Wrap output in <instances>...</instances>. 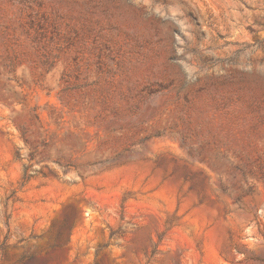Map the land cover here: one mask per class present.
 I'll return each instance as SVG.
<instances>
[{
  "label": "rangeland",
  "instance_id": "1",
  "mask_svg": "<svg viewBox=\"0 0 264 264\" xmlns=\"http://www.w3.org/2000/svg\"><path fill=\"white\" fill-rule=\"evenodd\" d=\"M0 264H264V0H0Z\"/></svg>",
  "mask_w": 264,
  "mask_h": 264
},
{
  "label": "bare ground",
  "instance_id": "2",
  "mask_svg": "<svg viewBox=\"0 0 264 264\" xmlns=\"http://www.w3.org/2000/svg\"><path fill=\"white\" fill-rule=\"evenodd\" d=\"M160 165H162V167L163 168H166V167H172V161L171 160H163V161H161L160 162ZM142 169L143 168H148V164H140L139 165ZM177 168V170H178V173H179V175H181V174H184V172H185V170L183 169V168H181V167H179V166H176ZM161 175H162V172L161 171H158L157 173H156V179H157V181L159 180V178L161 177ZM155 184V183H154ZM174 184H175V186H176V182H174ZM196 186L197 187H199V188H204V187H206V184H205V182H204V178L203 177H198L197 178V180H196ZM153 187V186H152ZM190 200V199H189ZM172 211V210H171ZM182 212V211H181ZM217 227H216V229H215V232L216 233H219L221 236H224L225 234H226V228L224 227V225H223V223H222V220H220L218 223H217V225H216ZM143 232V231H142ZM141 238H144V234H142L141 236H140Z\"/></svg>",
  "mask_w": 264,
  "mask_h": 264
},
{
  "label": "water",
  "instance_id": "3",
  "mask_svg": "<svg viewBox=\"0 0 264 264\" xmlns=\"http://www.w3.org/2000/svg\"><path fill=\"white\" fill-rule=\"evenodd\" d=\"M144 230V229H143Z\"/></svg>",
  "mask_w": 264,
  "mask_h": 264
}]
</instances>
